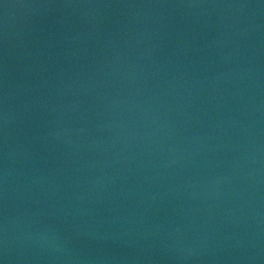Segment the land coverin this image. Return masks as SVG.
I'll list each match as a JSON object with an SVG mask.
<instances>
[{
  "label": "water",
  "instance_id": "1",
  "mask_svg": "<svg viewBox=\"0 0 264 264\" xmlns=\"http://www.w3.org/2000/svg\"><path fill=\"white\" fill-rule=\"evenodd\" d=\"M0 264H264V0H0Z\"/></svg>",
  "mask_w": 264,
  "mask_h": 264
}]
</instances>
